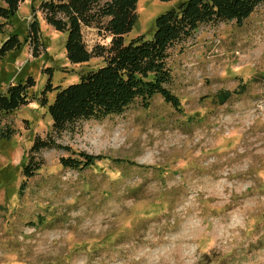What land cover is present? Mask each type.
Listing matches in <instances>:
<instances>
[{"label": "rangeland", "instance_id": "obj_1", "mask_svg": "<svg viewBox=\"0 0 264 264\" xmlns=\"http://www.w3.org/2000/svg\"><path fill=\"white\" fill-rule=\"evenodd\" d=\"M41 1L23 3L0 35V45L12 34L21 42L0 56V90L35 81L29 105L1 118L14 135L0 140V264H264V5L242 25L201 26L170 51L180 110L157 96L64 133L57 142L74 153L109 158L74 171L60 164L67 151L29 152L51 129L47 70L64 88L102 63L69 64L66 35L32 13ZM183 1L138 0L126 40L150 37L155 18ZM34 19L38 46L27 42ZM82 35L89 50L109 45L96 28ZM30 157L42 165L25 179Z\"/></svg>", "mask_w": 264, "mask_h": 264}, {"label": "trees", "instance_id": "obj_2", "mask_svg": "<svg viewBox=\"0 0 264 264\" xmlns=\"http://www.w3.org/2000/svg\"><path fill=\"white\" fill-rule=\"evenodd\" d=\"M26 1L0 0V35ZM158 1L166 3L172 0ZM137 3L138 0H43L37 9H32V13L41 14L47 26L66 35L64 49L69 64H87L92 59H100L102 64L76 84L64 88L51 86V71L47 70L43 94L55 92V96L49 105L44 102L42 106L46 107L51 119V129L45 139L36 137L33 140L30 154L38 155L43 150L67 151L72 156L60 158V164L74 171H83L109 160L103 155L74 153L57 140L64 133H76L84 122L120 116L135 102L139 101L148 108L157 96L173 109L180 110L178 98L169 89L173 81L170 51L191 40L201 26L229 22L242 25L258 7L264 5V0H186L155 18L150 37L141 35L126 40L137 22ZM87 28H96L99 35L109 38V45H95L89 50L82 35ZM40 39L41 31L34 19L28 28L27 42L38 46ZM20 46L18 36L12 34L1 43L0 56L4 57ZM34 86V79L27 77L24 82L10 84L5 90H0V126L2 116L29 105V91ZM230 96V93L219 94V103H226ZM13 135V131L0 128V140L8 141ZM111 162L152 170L124 160ZM41 165V160L30 157L22 168L23 177L32 178Z\"/></svg>", "mask_w": 264, "mask_h": 264}]
</instances>
